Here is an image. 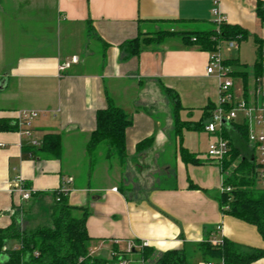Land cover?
<instances>
[{
  "label": "crops",
  "instance_id": "crops-1",
  "mask_svg": "<svg viewBox=\"0 0 264 264\" xmlns=\"http://www.w3.org/2000/svg\"><path fill=\"white\" fill-rule=\"evenodd\" d=\"M259 1L264 3L0 0V123L11 121L18 127L0 129V229L16 222L32 231L47 223L56 192L69 179L68 203L90 213L87 231L94 256L111 258L114 248L122 255L130 241L136 249L146 243L157 254L185 248L191 264H207L195 247L209 239L264 249L256 226L221 211L218 196L228 173L208 156L201 159L190 150L199 162L185 163L180 156L182 135L174 133L172 104L166 102L172 107L166 128L155 112L162 109L161 86L179 98H190L188 103L196 102L201 117L208 104L217 105L219 80L206 73L210 53L186 47L178 37L144 47L139 55L127 56L124 49L140 35L212 29L217 10L227 24L247 32L243 41L252 42L255 64V38L264 40ZM73 57L78 62L60 72L59 66ZM238 62L234 71L250 73L251 90L254 64L248 68ZM236 78L244 91L241 76ZM108 97L133 120L126 131L124 168L109 158L107 145L88 150L96 113L108 106ZM181 105L183 110L194 108L184 107L182 101ZM21 111L37 113L31 122L33 140L42 142L47 134L61 136V158L39 147L31 150L17 123ZM228 131L246 154L252 153L249 142H242L232 127ZM151 136L153 145L136 152L137 144ZM18 178L32 191L28 201L13 187ZM190 183L198 188L191 189ZM19 243L10 240L6 246L14 249ZM126 257L128 264H145L135 252ZM252 264H264V259Z\"/></svg>",
  "mask_w": 264,
  "mask_h": 264
},
{
  "label": "trees",
  "instance_id": "trees-1",
  "mask_svg": "<svg viewBox=\"0 0 264 264\" xmlns=\"http://www.w3.org/2000/svg\"><path fill=\"white\" fill-rule=\"evenodd\" d=\"M257 14L264 22V3L258 2ZM169 37H178L186 47H194L201 51L214 53L219 51L224 43H240L247 37L243 29L223 22L214 23V28L204 31L181 32L161 31L152 35H140L137 39L124 45L127 56L139 55L142 48L163 44ZM257 45V60L252 68L254 81L263 73L260 62L264 49V40L255 38ZM224 65L233 68L239 65L238 60H224ZM231 77L241 76L244 85V98L248 100L250 92V73L232 71ZM163 93L169 98L173 107L174 133L181 136L183 129L204 130L205 122L211 117L216 105L208 104L203 109L201 119L196 122H187L180 119L179 113L183 110L177 92L161 86ZM108 106L96 113V128L91 133L88 150L92 152L97 146L105 144L108 147V156L125 167L128 158L126 147V131L133 124L132 117L127 111L115 104L108 97ZM231 127L236 131L242 142L248 143V125L234 121ZM18 127L11 121H1L0 129L4 131L16 130ZM223 137L228 140L230 150L220 167L228 173L223 181L224 188L230 191L219 193L218 201L221 211L225 215L233 216L257 227L264 240V186L260 183L259 164L255 151L246 154L241 146L234 142L228 129L223 130ZM154 143L151 136L139 142L136 152L149 149ZM32 150L36 147L29 146ZM29 148V149H30ZM41 151L55 158H61V136L47 134L43 139ZM180 156L185 163L197 164L196 155L181 147ZM191 189L198 187L190 183ZM59 198V201H57ZM90 213L86 207H75L68 203V197L56 192L55 208L51 214V223L40 226L32 231L21 228L16 222L5 229H0V264H119L126 255L114 248V255L105 259L91 254V238L87 231V220ZM18 240L17 248H7L10 240ZM138 244V243H137ZM195 251L208 263L219 264H252L264 259V249H256L236 244L223 239L221 245L212 244V240L196 245ZM145 264H191L187 250H172L157 254L147 246L135 249Z\"/></svg>",
  "mask_w": 264,
  "mask_h": 264
},
{
  "label": "built area",
  "instance_id": "built-area-1",
  "mask_svg": "<svg viewBox=\"0 0 264 264\" xmlns=\"http://www.w3.org/2000/svg\"><path fill=\"white\" fill-rule=\"evenodd\" d=\"M217 16L216 23L225 22V18L219 15L217 10H214ZM236 42H229L228 48H234ZM221 49V47H220ZM220 49L217 52L210 53L206 66V73L209 76H215L219 80V101L212 111L209 121L205 124L204 130L212 135L217 136L218 140L211 143L208 149V157L221 165L224 158L227 156L230 145L227 139L223 137V130L231 127L234 121L238 120V111L242 113L241 121L248 125V142L255 151L256 160L259 164L260 183L264 186V49L261 54L260 62L263 68V73L257 77L253 83V87L249 92L248 100L244 98V91L241 98L233 94V79L230 76L231 68L224 65V59L220 54ZM78 62L77 57H73L70 62L61 64L59 71L64 72L72 64ZM37 117L35 111H21L17 117V123L23 134L29 139V145L40 147L42 142L33 140L31 133V122ZM71 181L65 179L62 187L57 192L58 195L67 196L69 194V185ZM14 189L18 191L25 201L31 199L32 191L28 188L21 178H18L13 183ZM116 190V189H113ZM223 191H230L231 188H223ZM59 201V198H57ZM220 230V227H217ZM223 240H212V244L221 245ZM147 246L142 243L141 247ZM136 249L135 243L128 242L124 251V255L130 254ZM119 264H128L127 260L121 258ZM215 264V263H208ZM219 264H224L223 261Z\"/></svg>",
  "mask_w": 264,
  "mask_h": 264
},
{
  "label": "rangeland",
  "instance_id": "rangeland-1",
  "mask_svg": "<svg viewBox=\"0 0 264 264\" xmlns=\"http://www.w3.org/2000/svg\"><path fill=\"white\" fill-rule=\"evenodd\" d=\"M67 44H69V41H67ZM235 47L232 49L228 48V44L225 43L221 46L220 54L223 58L226 59H238L240 62L245 63L248 65V68H251L254 64V61L256 59V54L254 52V48L252 46L251 41H241L240 43H234ZM68 46L67 45V49ZM98 47H101V45H98ZM72 48V47H71ZM237 67L231 68L232 71L236 70ZM233 94L241 98L243 95V87L242 82L239 78H233ZM183 106L186 107L188 104H191V107L193 106V109H184L181 110L179 113L180 119L182 121L187 122H193L196 123L200 120L201 117V110L198 109V105L196 102L190 101L191 103H188V100L190 98L187 97H181L180 98ZM171 103L169 98L165 95H163V101H162V109L156 110L157 117H159L162 121L163 128L165 127V120L168 119L169 115L171 114L172 107L170 105H167V103ZM242 113L238 111V121L241 120ZM206 124V122H205ZM218 140L217 136L209 135L207 132L204 131H197V130H189L187 128L183 129L182 132V144L185 148L188 150L196 153L201 159L202 157L208 156V149L211 143H214ZM105 145V144H103ZM105 147V146H102ZM51 223V218L48 219L47 223L43 222L40 226L49 225ZM31 228H29L30 230Z\"/></svg>",
  "mask_w": 264,
  "mask_h": 264
}]
</instances>
